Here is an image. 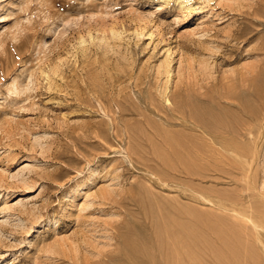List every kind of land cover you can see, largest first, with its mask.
I'll return each instance as SVG.
<instances>
[{
	"label": "rangeland",
	"instance_id": "1",
	"mask_svg": "<svg viewBox=\"0 0 264 264\" xmlns=\"http://www.w3.org/2000/svg\"><path fill=\"white\" fill-rule=\"evenodd\" d=\"M263 88L264 0H0V264H112L128 239L154 264H264ZM176 108L220 120L222 135L204 117L210 128L195 127L198 148L216 144L199 148L215 171L200 158L201 175L177 174L176 153L160 147L155 136L178 133L166 124L182 121Z\"/></svg>",
	"mask_w": 264,
	"mask_h": 264
},
{
	"label": "bare ground",
	"instance_id": "2",
	"mask_svg": "<svg viewBox=\"0 0 264 264\" xmlns=\"http://www.w3.org/2000/svg\"><path fill=\"white\" fill-rule=\"evenodd\" d=\"M261 86H262V85H261ZM255 87H256V86H255ZM262 87H263V86H262ZM253 88H254V87H253ZM256 89H258V88H255L254 90H252V92H255ZM263 89H264V88H263ZM228 90H229V89H228ZM256 91H257V90H256ZM257 92H258V91H257ZM260 92H261V91H260ZM261 93H262V92H261ZM263 93H264V92H263ZM225 94H226V93H225ZM227 96H228V95H227ZM255 96H256V95H255ZM257 96H258V94H257ZM257 96H256V97H257ZM232 97H233V95H232ZM246 97H247V99H248V96H246ZM180 98H181V97H180ZM258 98H263L262 94H261V97L259 96ZM181 99H185V98H181ZM230 99H231V98H230ZM236 99H237V98H236ZM156 100H157V99H156ZM179 100H180V99H179ZM233 100H234V99H233ZM239 100H241V98H239ZM251 100H252V99H251ZM258 100H259V99H258ZM260 100H261V99H260ZM158 101H159V100H158ZM161 101H162V100H161ZM164 101H166V99H165ZM167 101H169V100H167ZM185 101H186V100H185ZM236 101H237V100H236ZM263 101H264V100H263ZM118 102H119V101H118ZM173 102H174V101H173ZM242 102H243V100H242ZM244 102H245V101H244ZM244 102H243V103H244ZM250 102H251V101L249 100V103H250ZM156 103H157V102H156ZM156 103H155V105H156ZM161 103H162V102H161ZM166 103H167V102H166ZM177 103H179V102L177 101ZM186 103H187V102H186ZM237 103L239 104L238 101H237ZM240 103H241V102H240ZM246 103H247V102H246ZM253 103L257 104V101L255 100V102H252V104H253ZM263 103H264V102H262V104H263ZM162 104L164 105V103H162ZM174 104H175V103H174ZM244 104H245V103H244ZM252 104H251V105H252ZM255 104H254V105H255ZM130 105H131V104H130ZM137 105H138V104H137ZM139 105H140V104H139ZM143 105H144V104H143ZM163 105H162V106H163ZM169 105H170V104H169ZM177 105H178V104H177ZM230 105H231V104H230ZM230 105H229V107H230ZM239 105H240V104H239ZM251 105H249V106H251ZM118 106H119V105H118ZM132 106H133V103H132V105H131V108H132ZM135 106H136V105H134V107H135ZM157 106H158V105H157ZM188 106H189V105H188ZM227 106H228V105H227ZM243 106H244V105H242V108H243ZM245 106H247V105H245ZM256 106H257V105H256ZM184 107H185V105H184ZM184 107H183V109L185 110ZM189 107H190V106H189ZM240 107H241V106H240ZM119 108H121V107H119ZM141 108H142V107H141ZM153 108H154V107H153ZM158 108H159V107H158ZM205 108H206V107H205ZM208 108H209V107H208ZM237 108H238V107H237ZM257 108L259 109V105L257 106ZM262 108H264V107H262ZM124 109H125V108H124ZM136 109H138V108H136ZM139 109H140V108H139ZM142 109H143V108H142ZM154 109H155V108H154ZM178 109H179V108H178ZM183 109L180 108L179 110H177V108H176V110H177V111L179 112V114L181 115V116H180L181 118H178V119L182 120V121H180V123H179V122L177 123V122L171 121L169 118H168V120H167L168 123H166L167 126H169V127H172V128L175 127L176 129H174V130H176V132H178V133H177V134H174V133H172V130H173V129L168 128L167 131L164 132V134H159L158 136H155V137H158V138L160 139V143H163L160 147H162V146L165 145V146H164V147H166L165 149L168 150V152H169L170 154L174 151L172 157H174V155H175V153H176V155H177V156H176V159L179 160V162H178L179 164H178L177 162L174 163V164H178L177 167H175V168H176L178 171H179V169L181 168L180 171L182 172V173L180 172V173H177V174H183V173H184L183 175H188V176H191V177H192V176H195L196 173L201 172V171L198 170V169H199V168H198V169H197V172L195 173L196 170L194 169V166L197 164L196 161L198 162V159L200 160V158H202V159H205L206 161H208V163H209L210 165L207 164L206 162H202V163H206V166H205V167H207V166L209 165V166H211L210 168H212V165L214 164L213 161H214L215 159L211 162L212 158H211V156H210L209 154L206 153V152H207V148H206V146H205L206 149L203 148L204 146L202 147V145H203V141L205 142V145L207 144V146L211 148V151L213 150L212 147H215L216 144L214 145V143H213L214 141L212 142L211 140L207 139L206 137H205V138L203 137V138H202V140H203V141H202V145H201L200 147L202 148L201 150L204 149V151L206 150V152L201 151V150L199 149L200 147L198 148L199 145H198L197 142H195V141H197L196 139L201 138V136H200L199 138L197 137L198 134L201 135V133H197V134H196V131H195V130H196L197 128H198V129L201 128L202 130L204 129L203 131L205 132V129H207L208 127L210 128V125H209V124H210L212 121L210 122V121L206 120L205 116L207 117L208 114H207V115H203V117L205 118V120L207 121V123L210 122L209 124H207L206 121L204 122L203 117L200 118L199 114H197L199 117L196 119L195 116H194L196 112L194 113V111H193V116H190L191 114H188V115L190 116V118H189V116H188V118H187V117L184 115V114L186 113V111L184 112ZM189 109H191V108H189ZM193 109L195 110V108H193ZM233 109H235V107H234ZM238 109H239V108H238ZM238 109H237V110H238ZM247 109H248V108H246V110H247ZM249 109H250V108H249ZM251 109L253 110V106H252ZM121 110H122V109H121ZM130 110H132V109H130ZM130 110H129V112H130ZM164 110H165V109H164ZM174 110H175V109H174ZM176 110H175V112H176ZM237 110H236V111H237ZM252 110H250V111L253 112L254 110H253V111H252ZM132 111H133V110H132ZM135 111H136V110H134L133 112L135 113ZM138 111H140V110H138ZM156 111H158V110H156ZM159 111H163V110H159ZM165 111H166V110H165ZM169 111H170V110H169ZM212 111H214V110L212 109ZM212 111H211V112H212ZM215 111H216V112H215V114H214L213 116H214V118L216 119V114H217L218 110H215ZM233 111H235V110H233ZM255 111L258 112L259 110L257 111V110L255 109ZM255 111H254V112H255ZM120 112H121V111H120ZM120 112H119V113H120ZM129 112H127V113H129ZM189 112H190V111L188 110V113H189ZM191 112H192V111H191ZM197 112H198V111H197ZM199 112H200V111H199ZM201 112H202V111H201ZM204 112H205V111H204ZM204 112H202V114H203ZM237 112H238V111H237ZM254 112H253V114H254ZM260 112H261V109H260ZM125 113H126V112H125ZM127 113H126V116H128ZM142 113H144V112L141 111V114H142ZM148 113H149V112H148ZM161 113H162V112H161ZM167 113H168V112H167ZM169 113H173V112L170 111ZM213 113H214V112H212V114H213ZM219 113H221V112H218V115H217L218 118H220L219 116L222 115V114L219 115ZM129 114H130V113H129ZM204 114H205V113H204ZM212 114H209V115L211 116ZM256 114H260V113L258 112V113H256ZM261 114H262V112H261ZM261 114H260V116H261ZM116 115H117V114H116ZM132 115H133V114H132ZM135 115H137V114H135ZM146 115L149 116V114H146ZM151 115H152V114H151ZM162 115H163V113H162ZM170 115H171V114H170ZM173 115L176 116L175 114H173ZM173 115H172V117H173ZM143 116H144V115H143ZM148 116H146V118H147L146 120L149 119ZM213 116H211L212 119H213ZM249 116H250V115H249ZM252 116H253V115H252ZM255 116L258 118V115H255ZM118 117H119V115H118ZM129 117H130V116H129ZM150 117H151V116H150ZM155 117H156V116H155ZM176 117H177V116H176ZM176 117H175V118H176ZM178 117H179V115H178ZM185 117H186V118H185ZM211 117H210V119H211ZM221 117H222V116H221ZM223 117H225V116H223ZM229 117H230V116H229ZM245 117H248V115L245 116ZM113 118H114V117H113ZM124 118H125V117H124ZM131 118H132V117H131ZM136 118L138 119V117H136ZM142 118H143V117H142ZM158 118H159V117H158ZM164 118H165V117H164ZM207 118L209 119V116H208ZM230 118H231V117H230ZM232 118H233V117H232ZM241 118H242V117H241ZM243 118H244V116H243ZM254 118H255V117H254ZM257 118H256V120H257ZM119 119H121V118L119 117ZM122 119H123V118H122ZM122 119H121V120H122ZM150 119H151V118H150ZM153 119H154V118H153ZM162 119H163V118H162ZM162 119H161V120L159 119V120H160L161 122H165V121H166V120H165V121H164V120L162 121ZM166 119H167V118H166ZM173 119H174V118H173ZM186 119H189V120L187 121ZM212 119H211V120H212ZM215 119H214V120H215ZM221 119H222V118H221ZM249 119H250V118H249ZM260 119H261V117H260ZM263 119H264V118H263ZM263 119H262V120H263ZM121 120H118V121L122 122ZM123 120H124V119H123ZM125 120L127 121V119H125ZM125 120H124V121H125ZM131 120H132V119H131ZM131 120H130V121H131ZM144 120H145V119H144ZM144 120H143V121H144ZM154 120H155V119H154ZM159 120H158V122H159ZM216 120L218 121L219 119H216ZM224 120H225V119H224ZM226 120H227V119H226ZM230 120H231V119H230ZM246 120H247V123H248V122H249V121H248V118H246ZM124 121H123V123H124ZM126 121H125V123H126ZM130 121H129V122H130ZM170 121H171V122H170ZM217 121H214V122L220 124V125L217 124V126H221V123L219 122L220 120H219L218 122H217ZM227 121H228V120H227ZM227 121H226V122H227ZM114 122H115V121H114ZM141 122H142V121H141ZM150 122H151V120H150ZM154 122H155V121H154ZM158 122H157V125H159V124L161 125V122H160V123H158ZM224 122H225V121H224ZM229 122H230V121H228L227 123H229ZM231 122L233 123V121H231ZM234 122H236V121H234ZM133 123L135 124L134 121H133ZM143 123H144V122H142V126L145 124V123H144V124H143ZM146 123H147V122H146ZM216 123H215V125H214L215 128H214V126H213L214 123H213V124L211 123V126H213V128H212L211 130L213 131V129H214V132H215V133H216V132L219 133V132H220V131H219V130H220V127H218V129H219V130H218L217 127H216ZM222 123H223V122H222ZM238 123H239V122H238ZM134 124H133V125H134ZM138 124H140V123H139V119H138V123L135 124V125H136L135 127H139L140 125L137 126ZM163 124L165 125V123H163ZM204 124H207V127H206V128H205ZM224 124H225V125H223V124H222V125L226 127L225 129H227L226 123H224ZM229 124H230V123H229ZM245 124H246V122H245ZM252 124H253V122H252ZM255 124H256V122H255ZM258 124H259V122H258ZM260 124L262 125V123H260ZM116 125H117V124H116ZM125 125H126V124H125ZM153 125H154V124H153ZM160 125H159V126H160ZM246 125H247V124H246ZM253 125H254V124H253ZM142 126H141V128H142ZM145 126H148V125L145 124ZM229 126H231V125H229ZM234 126H235V125H233V127H234ZM237 126H240V125L237 124ZM242 126H243V125H242ZM256 126H257V125H256ZM262 126H263V125H262ZM118 127H120V126H118ZM121 127H122V126H121ZM148 127L151 128L150 125H149ZM152 127H153V126H152ZM160 127H161V126H160ZM195 127H197V128H195ZM221 127H222V126H221ZM139 128H140V127H139ZM156 128H158V127H156ZM162 128H163V127H162ZM162 128H161V129H162ZM235 128H236V127H235ZM257 128H258V127H257ZM130 129H131V128H130ZM153 129H154V132H155V127H154ZM201 129L199 130L200 132H202ZM215 129H216L217 131H215ZM222 129H223V128H222ZM230 129H231V131H232V130L235 131V130L232 128V126H231ZM126 130H128V129L126 128ZM126 130H125V131H126ZM133 130L135 131L134 128H133ZM133 130H132V131H133ZM137 130L139 131L138 128H137ZM141 130H142V129H140V131H141ZM144 130L147 131L146 129H144ZM209 130H210V129H209ZM209 130H207V131H209ZM211 130H210V131H211ZM227 130H228V129H227ZM246 130H247V129H246ZM117 131H118V130H117ZM132 131H129V134H132V133H133ZM163 131H164V130H163ZM194 131H195V132H194ZM228 131H230V130H228ZM231 131H230V132H231ZM236 131H237V129H236ZM127 132H128V131H127ZM127 132H125V133H127ZM130 132H131V133H130ZM142 132H143V131H142ZM147 132L150 133V131H147ZM184 132H185V133H186V132H189V133H186L187 135L189 134V136H187L186 134L184 135ZM204 132H202V135H203V136H204V134H205ZM224 132H225V131H224ZM119 133H120V132H119ZM134 133H135V132H134ZM136 133H137V132H136ZM143 133H144V132H143ZM143 133L139 132V134H143ZM145 133H146V132H145ZM208 133H209V132H208ZM222 133H223V131H222ZM233 133H234V132H233ZM235 133H236V132H235ZM238 133H239V131H238ZM211 134H213V133H211ZM219 134H220V133H219ZM226 134H227V133H226ZM226 134L223 133V135H226ZM118 135H119V134H118ZM134 135H135V134H134ZM134 135H128V136L130 137L129 140H131V139L133 140V142H132L133 144H134V142H135L134 140L136 139V138H132V137H134ZM143 135H145V134H143ZM149 135H150V134H149ZM153 135H154V133H152V136H153ZM220 135H222V134H220ZM122 136H123V135H122ZM126 136H127V134H126ZM131 136H132V137H131ZM139 136H140V135H139ZM146 136H147V135H146ZM229 136H230V135H229ZM236 136H237V135H236ZM239 136H240V135H239ZM254 136H255V135H254ZM118 137H119V136H118ZM150 137H151V135H150ZM225 137H226V136H225ZM227 137H228V136H227ZM137 138H139V137H137ZM142 138H143V137H142ZM144 139H145V141H146V139H148V142H149V136L146 137V138L144 137ZM144 139H143V140H144ZM154 139H155V138H154ZM159 139H156L155 141H159ZM210 139H211V138H210ZM224 139H225V138H224ZM238 139H239V138H238ZM233 140H234V139H233ZM258 140H259V139H258ZM136 141H137V139H136ZM138 141H139V140H138ZM138 141L136 142V144H138ZM140 141H141V139H140ZM140 141H139V142H140ZM145 141H144V142H145ZM152 141H153V139H152ZM225 141H226V140H225ZM229 141H230V140H229ZM252 141H253V140H252ZM254 141H255V139H254ZM129 142H130V141H129ZM144 142H142V143L146 145L147 141H146V143H144ZM235 142H236V141H235ZM255 142H256V141H255ZM142 143H141V144H142ZM154 143H155V142H154ZM157 143H158V142L155 143L156 146L158 145ZM198 143H199V142H198ZM127 144H128V146H129V143H127ZM130 144H131V142H130ZM139 144H140V143H139ZM139 144L137 145V147L139 146V148H140L142 145H139ZM147 144H148V143H147ZM150 144H152V142H151ZM200 144H201V143H200ZM217 144H218V143H217ZM253 144H254V143H253ZM131 145H132V144H131ZM153 145H154V144H153ZM197 145H198V146H197ZM220 145H221V144H220ZM255 145H256V144H255ZM151 146H152V145H151ZM130 147H131V149H132L131 151H132V153H133V148H132V146H130ZM137 147H135V148H137ZM145 147H146V146H145ZM154 147H155V146H154ZM157 147H158V146H157ZM157 147H156L155 149H157ZM160 147H159V148H160ZM238 147H239V146H238ZM253 147H254V146H253ZM143 148H144V146H143ZM143 148L141 147V148L139 149V151H140L141 149H142V151H144L145 149L143 150ZM147 148H148V147H146V150H147ZM150 148H152V147H150ZM129 149H130V148H129ZM225 149H226V151H227V149H228V150L230 149L231 151L238 153V156H241V155H242L243 157L246 156V153H242V152H240L239 150H236V149H233V148H225ZM150 150H151V149H150ZM161 150H162V149L160 148L159 152H160ZM214 150H215V149H214ZM129 151H130V150H129ZM139 151H138V153H137V156L140 157L141 155H138V154H139ZM147 151H148V150H147ZM152 151H153V148H152ZM250 151H251V150H250ZM135 152H137V150H136ZM140 152H141V151H140ZM149 152H150V151H148L147 156H148V154L151 155V153H149ZM213 152H214V151H213ZM129 153H130V152H129ZM145 153H146V152H144V153L141 152V154H143V155H144ZM152 153L154 154V151H153ZM157 153H158V151H157ZM163 153H164V150H163ZM169 153H168L167 155H169ZM248 153H249V152H248ZM250 153H252V152H250ZM250 153H249V154H250ZM254 153L256 154V152H254ZM135 154H136V153H135ZM159 154H160V153H159ZM159 154H158V155H159ZM132 155H133V154H132ZM132 155H131V156H132ZM150 155H149V157L151 158ZM158 155H157V156H158ZM171 155H172V154H171ZM217 155H218V154H217ZM228 155H229V154H228ZM251 155H252V154H251ZM137 156H136V155L134 156V157H135V158H134V159H135V160H134L135 162H136V157H137ZM147 156H146V157H147ZM152 156L154 157V155H152ZM220 156H221V158H220L221 160L217 161V162H218L217 164H221V162L228 163V160H230L228 157H226L225 154L220 153ZM247 156H248V155H247ZM144 157H145V156H144ZM146 157H145V158H146ZM153 157H152V158H153ZM155 157H156V156H155ZM159 157L163 158L161 155H160ZM159 157H157V158H159ZM170 157H171V156H169V160H171V159L174 160V158L171 157V159H170ZM141 158H142V157H141ZM150 158H149V160H150ZM157 158H156V159L153 158V160L155 159V160L157 161ZM250 158H252V157L250 156ZM137 159H138V158H137ZM143 159H144V158H143ZM146 159H147V158H146ZM153 160H152V161H153ZM159 160H161V159H159ZM159 160H158V161H159ZM169 160H168V161H169ZM217 160H218V159H217ZM134 161H133V162H134ZM144 161L147 162L146 160H144ZM161 161H162V160H161ZM165 161H166V159H165ZM200 161H201V160H200ZM203 161H204V160H203ZM135 162H134V163H135ZM150 162H151V161H150ZM154 162H155V161H154ZM214 162H216V161H214ZM134 163H133V167H134ZM137 163H138V162H137ZM157 163H159V162H157ZM161 163H162V162H161ZM161 163H160V164H161ZM170 163H171V162H170ZM199 163H200V162H199ZM230 163H232V162H230ZM139 164H140V162H139L137 165H139ZM151 164H153V162H151ZM155 164H156V162H155ZM160 164L157 165V166H160ZM163 164H164V163H163ZM163 164H162V165H163ZM171 164H172V163H171ZM211 164H212V165H211ZM233 164H234V163H233ZM137 165H136V166H137ZM143 165H146V164H143ZM162 165H161V166H162ZM199 165H200V164H199ZM199 165H197V166L199 167ZM204 165H205V164H204ZM141 166H142V164H141ZM161 166H160V167H161ZM173 166H175V165H173ZM178 166H180V167L178 168ZM200 166L202 167L203 165L201 164ZM209 166H208L207 168H209ZM216 166H217V165H216ZM219 166H220V165H219ZM219 166H217L216 168H218ZM227 166H229V165H227ZM232 166H233V165H232ZM147 167H148V166L146 165V168H147ZM152 167H156V166H155V165H154V166L152 165ZM160 167H159V168H160ZM201 167H200V168H201ZM230 167H231V166H230ZM234 167H235V166H234ZM236 167H237V169L239 168L238 166H236ZM159 168H158L157 170H159ZM164 168H165V167H164ZM166 168H168V166H167ZM166 168H165V169H166ZM170 168H171V167H169L168 169H170ZM195 168H197V167L195 166ZM203 168H204V167H203ZM203 168L200 169V170H203ZM207 168H205V169H207ZM214 168H215V166H214L212 169H214ZM137 169H139V168H137ZM147 169H149V167H148ZM150 169H151V172L153 173V172H154V171H152L153 168H150ZM150 169H149V170H150ZM154 169H155V168H154ZM162 169H163V168L161 167V170H162ZM205 169H204V170H205ZM227 169H228V167H227ZM232 169H233V168H232ZM232 169H231V170H232ZM163 170H164V169H163ZM204 170H203V171H204ZM209 170H210V169H209ZM209 170L207 169V171H209ZM216 170L218 171V173H219V171L221 170L222 173H220V174L228 173V171L226 170V171H227V172H226V171H225V168L223 169V167H221V168L219 167V169H216ZM233 170H236V168L233 169ZM239 170L241 171V169H238L237 171H239ZM252 170H253V166H252V164H251V165L249 164L248 171H246V172H248V175H250V174L252 175V173H253ZM167 171H170V170H167ZM173 171L175 172V169H174ZM205 171H206V170H205ZM207 171H206L205 173H207ZM212 171H215V169L212 170ZM217 171H216V172H217ZM240 171H239V172H240ZM156 172H157V171H156ZM159 172H160V171H159ZM242 172H243V171H242ZM251 172H252V173H251ZM208 173H209V172H208ZM210 173H211V172H210ZM231 173H232V171H231ZM243 173H244V172H243ZM154 174H155V173H154ZM161 174H162V172H161ZM163 174H164V173H163ZM198 174H200V173H198ZM202 174H204V173H202ZM232 174H233V173H232ZM236 174H237V173H236ZM183 175H182V176H183ZM200 175H201V174H200ZM200 175H198V176L200 177ZM206 175H209V174H206ZM212 175H213V174H212ZM225 175H226V174H225ZM227 175H229V173H228ZM139 176H141V175L139 174ZM156 176H158L157 173H156ZM202 176H203V175H202ZM217 176H218V175H217ZM159 177L161 178L160 175H159ZM162 177H163V176H162ZM164 177H165V178H168V177H170V176H168V177L164 176ZM177 177H178V176H177ZM184 177H185V176H184ZM184 177H183V178H184ZM199 177H198V178H199ZM230 177H232V176L229 175V178H230ZM143 178H144V177H143ZM143 178H142V179H143ZM173 178H174V179H173ZM173 178H171L172 181H174V180L176 179L174 176H173ZM181 178H182V177H181ZM183 178L181 179L182 181H183ZM200 178H203V177H200ZM207 178H209V176H207ZM210 178H211V177H210ZM223 178H224V177H223ZM232 178H233V177H232ZM246 178H247V175H246ZM250 178H252V176H251ZM140 179H141V177H140ZM142 179H141V180H142ZM158 179H159V178H158ZM163 179H164V178H163ZM163 179L161 178L160 180L163 181ZM171 179L168 178V180H171ZM185 179H186V178H185ZM191 179H193V178H191ZM212 179H213V178H212ZM214 179H215V178H214ZM220 179L222 180V178L217 177L216 180L218 181V180H220ZM224 179H225V178H224ZM224 179H223V180H224ZM252 179H253V178H252ZM166 180H167V179H164V181H166ZM168 180H167V182H168ZM176 180H177V179H176ZM186 180H187V179H186ZM196 180H197V179H196ZM228 180H229V179H228ZM145 181H146V180H145ZM153 181H154V180H153ZM156 181L159 182V180H156ZM179 181H180V177H179ZM179 181H178V182H179ZM184 182H185V183H186V182H187V183H190V182H189V179H188V181H185V180H184ZM251 182H252V181H251ZM147 183H148V181H147ZM180 183H181V182H180ZM149 184H150V183H149ZM182 184H183V185H187V184H184V183H182ZM160 185H161V184H160ZM188 185H190V186H187V187L189 188V187H191L192 184H188ZM251 185H252V184H251ZM161 186H162V185H161ZM177 186H178V185H177ZM192 186H193V185H192ZM194 186H195V189H196V185H194ZM194 186H193V187H194ZM254 186H255V183H254ZM254 186H252V187H254ZM252 187H251L250 189H252V191H253L254 189H253ZM263 187H264V186H263ZM180 188H181V187H180ZM182 188H183V187H182ZM184 188H185V187H184ZM255 189H256V188H255ZM261 189H262V188H261ZM261 189L259 188L260 191H259V190H258V191L261 192V191H262ZM248 190H249V188H248ZM263 190H264V188H263ZM181 191H184V190H181ZM196 191H197V189H196ZM217 191H218V190H217ZM217 191H216V192H217ZM252 191H251V190L246 191V194L249 192L248 194H249V196H250L251 193H252V194L254 193V191H253V192H252ZM213 194H214V193H213ZM188 195H189V194H188ZM259 195H260V194H259ZM262 195L264 196V194H262ZM262 195H261V197H262ZM193 196H195V195H193ZM193 196H192V197H193ZM214 196H215V195H214ZM218 196H219V195H218ZM221 197H222V196H221ZM234 197H235V196H234ZM236 197H238V196H236ZM239 197H240V196H239ZM262 198H263V197H262ZM234 199H235V198H233V200H234ZM237 199H238V198H237ZM240 199H241V197H240ZM229 200H230V199H229ZM231 200H232V198H231ZM231 200H230V201H231ZM233 200H232V201H233ZM245 200H246V199H245ZM226 201H227V200H226ZM235 201H236V200H235ZM241 201H242V200H241ZM225 207H226V206H225ZM190 211H192V210H190ZM230 211H231V210H230ZM180 213H181V214H179V216L182 215L181 217H183V218H185V217H187V218L190 217V212H189V216H187V215L185 216V215H184L185 217L183 216L182 212H180ZM154 214H155V216H156V213H153V216H154ZM159 214H160V212L157 214V216H159ZM161 214H163V213H161ZM185 214H186V212H185ZM187 214H188V212H187ZM191 214H193V213H191ZM133 215L136 216V213L133 214ZM146 215L150 216V213H148V214L146 213ZM164 215H165V214H164ZM164 215H163L162 217H164V219H166L167 222H168V219H167L166 216H164ZM177 215H178V214H177ZM137 216H139V215L137 214ZM143 216H145V215H143ZM160 216H161V215H160ZM229 216H230V215H229ZM145 217H146V216H145ZM169 217H170V216H169ZM181 217L178 218V221H177V222H179V221L181 222V221H183V220H186V219L179 220ZM191 217H192V215H191ZM193 217H194V216H193ZM132 218L135 219L134 216H133ZM149 218H150L149 220L151 221V217H149ZM156 218H157V217H156ZM156 218H154V220H155ZM136 219H137V218H136ZM144 219H145V218H144ZM159 219H161V218H159ZM164 219H163V220H164ZM169 219H170V218H169ZM236 219H237V218H236ZM145 220L147 221V219H145ZM154 220H153V221H154ZM157 220H158V218H157ZM166 220H165V221H166ZM188 220L190 221V220H192V219H189V218L187 219V222H188L189 224H188L187 222L184 221L187 225H186L184 222H183V223L181 222V223H182L183 225L187 226V227H191L194 223L191 225V224H190L191 222H189ZM165 221H164V222H165ZM169 221L172 222V220H169ZM173 221H174V220H173ZM154 222H155V221H154ZM167 222H166V225H167ZM175 222H176V221H175ZM177 222H176V223H177ZM145 223H146V222H145ZM149 223H150V222H149ZM149 223H148V224H149ZM156 223H157V221H156L154 224H156ZM172 223H173V222H172ZM148 224H147V225H148ZM163 224H164V223H163ZM170 224H171V223H169V225H170ZM177 224H178V225H181L180 223H177ZM131 225H132V224H131ZM149 225H150V224H149ZM151 225H153V224H151ZM158 225H159V224H158ZM178 225H174V223H173V225H171V226H173V227L175 228V227H178ZM188 225H190V226H188ZM153 226H154V225H153ZM129 227H130V226H129ZM143 227H144V226H143ZM148 227H150V226H148ZM160 227H161V228H160ZM160 227H159V229L157 228V229H158L157 232H158L160 229H162V226H160ZM164 227H165V226H163V229H164ZM169 227H170V226H169ZM130 228H131V227H130ZM132 228H133V225H132ZM170 228H171V227H170ZM170 228H169V230H170ZM179 228H182V227H179ZM179 228H178V230H179ZM163 229H162V231H163ZM166 229H167V227H166ZM185 229H186V228H185ZM185 229H184V230H185ZM191 229H193V228H191ZM145 230H146V229H145ZM152 230L155 231V229H153V227H152ZM182 230H183V229H182ZM182 230H181L180 232H182ZM188 230H189V228H188ZM134 231H135V230H134ZM154 231H153V233H154ZM164 231H166V230H164ZM176 231H177V230H176ZM186 231H187V230H186ZM186 231H184V233H185ZM191 231H192V230H191ZM191 231H190V232H191ZM126 232H128V231H126ZM157 232H156L155 234H153V235H158L159 233L157 234ZM167 232H168V229H167ZM172 232H173V228H172ZM137 233H138V231H137ZM148 233H149V232H148ZM163 233L165 234V232H163ZM127 234H128V233H126V236H127ZM129 234H130V233H129ZM149 234H150V233H149ZM160 234H162V232H160ZM160 234H159V235H160ZM167 234L169 235V233H167ZM175 234H176V232H175ZM191 234H192V233H191ZM138 235H139V234H138ZM165 235H166V234H165ZM170 235H172L171 232H170ZM170 235H169V236H170ZM180 235H182V234H180ZM180 235H178V237H180ZM151 236H152V235H151ZM174 236H176V235H173V236H171V237L173 238ZM140 237H141V235H140ZM148 237H149V235H148L146 238H148ZM156 237H157V238L159 237L158 239H160V236H156ZM163 237H164V236H163ZM163 237H162V238H163ZM190 237H191V235H190ZM129 238H130V237H129ZM154 238H155V236H154ZM166 238H167V237H165V239H166ZM180 238L182 239V237H180ZM121 239H122V237H121ZM125 239H126V238H125ZM130 239H131V238H130ZM132 239H133V237H132ZM158 239H156V242L158 241ZM165 239H163V240L165 241ZM128 240H129V239H128ZM128 240H127V241L125 240V244H127V248L123 251V254L119 256V258H118V260H117L116 262H113V261H112V262H113L112 264H154V261H153V260L151 261L152 257L148 256V254H147L146 252H142V251H141V252H140V251L138 252V251H137V249H136V244H135V247L131 249V247H133V246L129 247L128 244H129V243H132V242H128ZM147 240H148V239H146V241H147ZM150 240H151V239H150ZM154 240H155V239H154ZM166 240H167V239H166ZM170 240H171V238H170ZM172 240H174V239H172ZM177 240H179V239L177 238ZM189 240H190V242L192 241L190 238H189ZM122 241H123V240H122ZM146 241H144V242H146ZM179 241L181 242V240H179ZM182 241H183V239H182ZM187 241H188V239H187ZM187 241H184V243H185V245H186V246L184 245L185 247H188L187 244H188L189 241H188V242H187ZM133 242H135V241H133ZM137 242H140V241H137ZM153 242H154V241H153ZM156 242H155V243H156ZM159 242H161V241L159 240ZM169 242H171V244L173 243V241H169ZM175 242H176V240H175ZM186 242H187V244H186ZM190 242H189V244L191 245ZM148 243L151 244V242H148ZM155 243H154V244H155ZM162 243H163V242H162ZM167 243H168V242H167ZM175 244H176V243H175ZM175 244H174V245H175ZM180 244H182V243H178V244H177V245H178V248H179V245H180ZM130 245H131V244H130ZM132 245H133V243H132ZM141 245H142V244H141ZM156 245H157V244H155V246H156ZM160 245H161V244H160ZM160 245H159V246H160ZM177 245H176V246H177ZM137 246H138V245H137ZM139 246H140V245H139ZM159 246H158V248H160ZM163 246H164V245H163ZM166 246H167V245H165L164 249L167 248ZM169 246H170V245H169ZM172 246H173V245H172ZM181 246H182V245H181ZM141 247H142V246H141ZM141 247H140V248H141ZM143 247L146 248V246H143ZM143 247H142V249H143ZM147 248H151V246H150V247H147ZM183 248H184V247H183ZM138 249H139V248H138ZM169 249H170V248H169ZM175 249H176V248H175ZM175 249H173V250H175ZM145 250L147 251V249H145ZM153 250H154V249H153ZM160 250H161V249H160ZM165 250H166V249H165ZM165 250H164V251H165ZM177 250H178V249H176V251H177ZM182 250H183V249H182ZM151 251H152V249H151ZM166 251H167V250H166ZM166 251H165V252H166ZM169 251H170V250H169ZM152 252H153V251H152ZM155 252H157V250H156ZM155 252H154V253H155ZM165 252H164V253H165ZM170 252H171V251H170ZM174 252H175V251H174ZM181 252H182V251H181ZM158 253H159V252H158ZM161 253H162V252H161ZM164 253H162L163 258H164V255H165L167 252H166L165 254H164ZM150 254H151V253H150ZM170 254H171V253H170ZM179 254H181V253H179ZM162 255H161V256H162ZM174 255H175V254H174ZM182 255H184V254H182ZM158 256H160V255H158ZM153 257H154V255H153ZM155 257H156V254H155ZM166 257H167V256H166ZM179 257H181V255H179ZM172 259H173V260H177L178 258L176 259V256H175V259H174V257H173ZM172 259H171V255H170V260H171V262H172ZM164 260H166V259L164 258ZM170 260H169V261H170ZM180 260L182 261V259H179V260H178L179 263H180ZM106 261H107V260H106ZM155 261H156V260H155ZM151 262H152V263H151ZM157 263H158V262H157ZM172 263H173V262H172ZM103 264H110V263L107 261V262H104Z\"/></svg>",
	"mask_w": 264,
	"mask_h": 264
}]
</instances>
